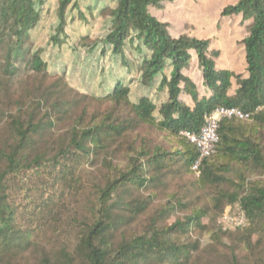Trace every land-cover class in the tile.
<instances>
[{"label": "trees", "instance_id": "16d2710c", "mask_svg": "<svg viewBox=\"0 0 264 264\" xmlns=\"http://www.w3.org/2000/svg\"><path fill=\"white\" fill-rule=\"evenodd\" d=\"M175 2L54 0L38 47L47 0H0V264H264V0L222 12L247 26L243 74L171 34L153 10ZM221 107L252 116L197 174L184 134ZM229 206L247 227L222 229Z\"/></svg>", "mask_w": 264, "mask_h": 264}, {"label": "rangeland", "instance_id": "374dc122", "mask_svg": "<svg viewBox=\"0 0 264 264\" xmlns=\"http://www.w3.org/2000/svg\"><path fill=\"white\" fill-rule=\"evenodd\" d=\"M239 1L176 0L174 4L162 10H153V13L162 22L169 23L170 32L175 37L186 34L199 40H210L211 46L220 53L218 67L243 74L246 65L242 41L248 34L247 26L241 16L229 18L222 15L227 7L234 6ZM53 4L54 0H47V8L49 7L50 12L45 15L41 27L36 30V35L34 34L35 45L38 47L45 44L47 39L45 35L51 34L56 27V20L52 17ZM67 32L75 38L84 33L77 26L68 28ZM194 76L198 79L199 73L195 72ZM72 85L78 87L79 81H72ZM139 93L140 90L135 86L134 97ZM262 136L264 137V131ZM206 243L207 239L204 238V246Z\"/></svg>", "mask_w": 264, "mask_h": 264}, {"label": "built area", "instance_id": "2783aa9c", "mask_svg": "<svg viewBox=\"0 0 264 264\" xmlns=\"http://www.w3.org/2000/svg\"><path fill=\"white\" fill-rule=\"evenodd\" d=\"M251 116V113L243 112L239 108L221 107L210 115L205 116L204 125L198 133L186 132L184 134L185 137L191 144L196 146L199 153V159L193 170L198 174L201 162L215 154L219 142L218 129L223 120H247ZM219 224L225 231H235L247 227L249 221L245 212L239 206H229L226 208Z\"/></svg>", "mask_w": 264, "mask_h": 264}]
</instances>
